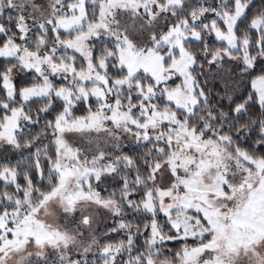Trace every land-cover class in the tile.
I'll use <instances>...</instances> for the list:
<instances>
[{"label": "snow or ice", "instance_id": "snow-or-ice-1", "mask_svg": "<svg viewBox=\"0 0 264 264\" xmlns=\"http://www.w3.org/2000/svg\"><path fill=\"white\" fill-rule=\"evenodd\" d=\"M0 264H264V0H0Z\"/></svg>", "mask_w": 264, "mask_h": 264}]
</instances>
